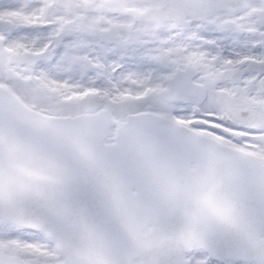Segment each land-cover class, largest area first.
<instances>
[{"label":"snow or ice","instance_id":"6c2138e0","mask_svg":"<svg viewBox=\"0 0 264 264\" xmlns=\"http://www.w3.org/2000/svg\"><path fill=\"white\" fill-rule=\"evenodd\" d=\"M0 264H264V0H0Z\"/></svg>","mask_w":264,"mask_h":264}]
</instances>
